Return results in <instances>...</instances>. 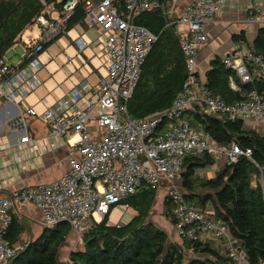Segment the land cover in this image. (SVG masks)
Instances as JSON below:
<instances>
[{"label":"built area","instance_id":"2783aa9c","mask_svg":"<svg viewBox=\"0 0 264 264\" xmlns=\"http://www.w3.org/2000/svg\"><path fill=\"white\" fill-rule=\"evenodd\" d=\"M231 1L191 0L183 6L176 19V33L182 38L186 81L168 108L144 118H133L127 103L158 35L146 26L134 24L133 17L162 8L159 0H141L138 4L137 0H126L125 12L119 10L115 0L65 1L59 17H48L45 13L38 16L41 39L26 47L19 64H11L5 56L0 58V107L4 102L21 104L25 114L41 118L49 130L47 143L45 140L40 143L25 117L20 116L16 120L19 132L5 135L0 129V156L31 146L46 151L53 145L51 138H58L69 147L67 169L58 179L13 188L10 194L0 196V264H10L25 246L11 245L5 237L12 219L11 210L16 205L33 204L40 212L44 228L67 222L76 236L82 238L107 216L110 223L117 207L112 209V206L144 185L165 188L172 203L178 237L212 241L219 248H228L237 264H250L244 251L234 245L229 226L212 220L211 208L202 210L187 203L177 185L183 159L189 154L212 155L216 159L213 170L218 169L221 159L233 163L246 157L258 170L253 184L260 185L264 199V164L255 161L252 150L236 142L222 146L202 128H193L185 118L193 104L204 103L207 114H223L228 120L241 121L264 136V91L246 92L241 88L242 84H251L254 78L264 83L262 55L255 54L244 43H234L231 54L222 57L225 66L234 72L230 87L247 96L235 103L213 95L198 73V53L208 42L206 27ZM246 1L249 20L259 19L264 13V0ZM177 2L173 0V5ZM79 3L85 12L84 22L97 30L94 42L105 71L95 86L96 95H88L89 86L84 83L38 113L27 104L26 97L42 83L39 72L45 66L42 55L46 44L68 33L67 19ZM76 42L80 49L85 45L80 38ZM164 121L167 124L158 132ZM8 167L10 163L6 161L4 168ZM14 181V176L5 173L0 177V189Z\"/></svg>","mask_w":264,"mask_h":264},{"label":"trees","instance_id":"16d2710c","mask_svg":"<svg viewBox=\"0 0 264 264\" xmlns=\"http://www.w3.org/2000/svg\"><path fill=\"white\" fill-rule=\"evenodd\" d=\"M159 1L162 8L143 11L133 17L134 24L146 26L158 35L127 103L133 118H144L168 108L187 78L182 38L176 33L178 17L171 14L169 6L164 8L165 0ZM64 4L62 0H0V58L48 6L62 12ZM115 5L121 12L126 11V0H115ZM84 17V9L79 3L67 19L68 28L82 22ZM233 40L246 44L252 52L264 57V26L252 42L244 32L234 35ZM233 76L234 72L218 56L212 61L204 81L213 95L220 96L227 103H235L247 96L230 87ZM241 88L246 92L264 91V83L254 78L251 84H242ZM185 118L193 128H202L222 146L228 147L236 142L242 148H250L255 161L264 164V136L247 128L241 121L228 120L223 114H207L204 103L193 104L186 111ZM166 124L164 121L158 132ZM215 162L216 159L207 153L187 155L177 185L187 203L202 210L211 208L209 217L229 226L234 245L244 251L250 264H261L264 261V199L260 185L253 184L258 170L246 157L233 163L221 159L214 177H202V172L210 170ZM158 192L159 187L144 185L113 205L112 209L118 205L133 209L135 215L119 226L110 224L107 216L83 235V248L71 251L66 261L59 260L58 255L73 228L70 223L62 222L44 228L37 239L25 242L10 264H237L228 248H219L212 241L172 240L168 231L151 217ZM164 214L174 225L172 203L167 194ZM11 217L5 237L15 245L22 243L25 225L14 214Z\"/></svg>","mask_w":264,"mask_h":264},{"label":"crops","instance_id":"0c3cea01","mask_svg":"<svg viewBox=\"0 0 264 264\" xmlns=\"http://www.w3.org/2000/svg\"><path fill=\"white\" fill-rule=\"evenodd\" d=\"M190 1L182 0V6ZM45 13L52 18L61 15V11L53 6H48ZM248 17L247 1L232 0L207 25L208 42L201 47L197 57L198 73L203 80H205L206 73L216 57L231 54L234 35L244 32L249 42L254 41L257 37L259 29L264 26V13L254 21H250ZM40 34L38 35L39 38L29 37V43L22 42L20 36L14 44L21 46L23 50V56L19 63L24 59L26 47L41 39L42 28ZM96 34L97 30L88 27L83 20L69 27L67 34L58 36L46 46L45 53L42 55L45 66L39 72L42 83L34 93L26 97L28 105L33 106L38 113H43L47 107L53 105L66 93L76 87H81L84 83L89 86L86 91L87 94L96 95L95 86L105 71L103 59L98 53L99 48L94 42ZM78 38L85 42L82 49L76 42ZM8 62L10 61L8 60ZM20 116L25 117L30 131L36 138L40 139V143L47 140L49 130L46 123L37 116L25 114L22 105L17 103L4 102L0 107V129L5 135L19 132L20 129L16 125V120ZM14 138L17 139L18 137L14 136ZM51 143L53 145L48 146L46 151L41 150L39 146H31L19 151L14 150L10 155L0 156V177L8 173L15 178L12 185L3 186L0 189V196L10 194L13 188L38 182L54 181L65 172L68 164L69 147L58 138H51ZM6 161L10 163L8 168H4ZM210 172L212 175H207L206 178L215 176L216 170L212 169ZM127 210L129 209L123 206L116 207L112 215L117 217L119 214L127 213ZM11 212L25 225L22 243L19 244H25V242L35 240L40 236L44 226L41 223L40 212L35 205L21 203L13 207ZM38 227H42V229L38 231ZM72 232L75 235V232Z\"/></svg>","mask_w":264,"mask_h":264},{"label":"rangeland","instance_id":"374dc122","mask_svg":"<svg viewBox=\"0 0 264 264\" xmlns=\"http://www.w3.org/2000/svg\"><path fill=\"white\" fill-rule=\"evenodd\" d=\"M169 8H170L171 14L172 15L175 14L178 17L179 12L183 8L182 0H179L178 4L169 5ZM40 33H41V27L37 22H35L32 25L28 26L22 32V34H21L22 42L29 43V41H28L29 37L35 36L36 38H39L38 35ZM22 56H23V50H22V47L19 45H14L5 54V57L7 58V60H9L14 65L19 63ZM217 168L219 169V164H218ZM212 169L213 168L211 166L210 170L206 171L208 173L202 172V176L206 177L207 175H209V176L212 175V172H210ZM166 194L167 193H166L165 188L163 186L159 187L157 201H156V204L154 206V210H153L151 217L156 223H158L160 226H162L165 230L168 231L170 238L172 240L181 242L182 239L180 237H178V235L175 231L174 225L171 224L170 220L167 219L165 214H164V197L166 196ZM117 207L120 208L122 206L118 205ZM134 215H135V211L133 209H129V210H127V213L119 214L117 217L112 216V218L110 220V224H116V223L125 224ZM40 229H42V227L41 228L38 227V231H40ZM82 248H83L82 238L76 236V234L74 235L73 232H71L67 237L66 243L60 249V253L58 255L59 260L66 261L69 257V253L71 251L77 250V249H82Z\"/></svg>","mask_w":264,"mask_h":264},{"label":"water","instance_id":"95a60500","mask_svg":"<svg viewBox=\"0 0 264 264\" xmlns=\"http://www.w3.org/2000/svg\"><path fill=\"white\" fill-rule=\"evenodd\" d=\"M62 1H73V0H62ZM141 0H137V4L140 2ZM169 5H173V0H165L164 1V8L167 9ZM132 16H133V12H132ZM132 21V18L130 19V22Z\"/></svg>","mask_w":264,"mask_h":264}]
</instances>
